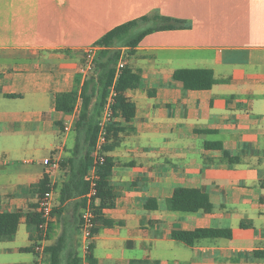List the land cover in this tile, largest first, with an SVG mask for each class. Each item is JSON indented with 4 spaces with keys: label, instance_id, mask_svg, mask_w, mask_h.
I'll return each instance as SVG.
<instances>
[{
    "label": "crops",
    "instance_id": "1",
    "mask_svg": "<svg viewBox=\"0 0 264 264\" xmlns=\"http://www.w3.org/2000/svg\"><path fill=\"white\" fill-rule=\"evenodd\" d=\"M153 10L188 27L145 35L126 62L139 85L125 95L135 104L123 129L101 142L96 132L91 173L101 145L113 161V206L79 226V196L40 236L28 221L38 206L35 184L67 181L82 97L70 112L56 110L58 93H79L88 71L84 50L104 33ZM97 51V49H96ZM213 70L208 89H184L177 69ZM57 123V124H56ZM60 132L59 144L52 136ZM50 151L38 165L19 156ZM45 158L57 161L51 168ZM177 187L198 188L200 208L173 211ZM37 210V209H36ZM19 211L17 229L0 236V264H49L62 236L59 264H264V0H0V212ZM229 229L230 235L186 244L173 230ZM39 247L35 250L34 247ZM32 247L35 259L18 254Z\"/></svg>",
    "mask_w": 264,
    "mask_h": 264
},
{
    "label": "trees",
    "instance_id": "2",
    "mask_svg": "<svg viewBox=\"0 0 264 264\" xmlns=\"http://www.w3.org/2000/svg\"><path fill=\"white\" fill-rule=\"evenodd\" d=\"M188 26L189 23L183 19L163 15L159 11L153 10L112 27L94 42L97 51L92 60L91 71L84 79L79 93L68 91L56 95V110L70 112L74 108L78 96L82 97V102L79 118L72 124L75 131L73 154L65 162H60V165L67 162L70 164L71 174L67 181L55 188L58 193V204L52 206V217L61 215L64 210L62 204L70 197L79 196L78 206L82 208L85 206L86 194L89 190V180L86 178V174L91 163L92 142L99 129V118L108 98H112L110 108L113 117L129 122L134 116L135 104L125 95V92L136 88L139 85L140 77L127 64V58L134 53L135 47L145 35L157 30ZM119 61H122L123 65L117 72ZM174 79L180 81L184 89H208L216 82L213 70L210 68L177 69L174 72ZM122 129L123 126L119 122L111 121L105 126L106 139L109 140ZM110 149L111 146L105 144L102 146L101 152H107ZM112 166L113 161L109 156H104L103 163L97 165L96 192L90 201L94 223L99 219H102L106 225L114 223L113 220L101 216L103 208L112 207L114 204V195L109 188ZM34 186L39 197L51 188L47 177L41 178ZM200 197L201 192L198 188L177 187L172 196L166 200L167 208L173 211L195 212L201 206ZM36 209L37 205L34 204L28 214V221L38 226L41 216ZM21 216L22 213L19 211L0 212V236L14 234ZM81 222L79 216V226H81ZM51 228L52 223L50 222L48 231ZM90 231V233L96 234L98 228L94 226ZM219 235L228 237L230 230L197 228L172 231L174 239L186 244H193L198 239ZM64 243V237L60 236L54 245L46 246V251L50 252L49 264L60 263V251L63 249ZM22 250L30 251L32 247ZM88 258L90 264H93L91 254L88 255Z\"/></svg>",
    "mask_w": 264,
    "mask_h": 264
},
{
    "label": "built area",
    "instance_id": "3",
    "mask_svg": "<svg viewBox=\"0 0 264 264\" xmlns=\"http://www.w3.org/2000/svg\"><path fill=\"white\" fill-rule=\"evenodd\" d=\"M97 47L96 46H90L87 47L84 50V67L83 69L85 71L90 72L91 68H92V60L93 57L95 55ZM123 65L122 61H119L117 64V72L119 70V68ZM112 102V98L109 97L104 110L99 118V133H100V138H101V142H104L106 140V130H105V126L110 123L113 119V115H112V110L110 108ZM102 146L99 148L98 152L95 154V158L93 161V164L91 166V173H87L86 174V178L89 180V190L86 194V202H85V206L83 207V211L80 214V218H81V227L82 230L85 234V237H89L91 235V228L93 226V217L94 214L92 212V208L90 206V201H91V197L95 194L96 192V188H95V180L97 179V174H96V170H97V165L98 164H102L104 161V154L103 152H101ZM43 163L50 166L51 168H56L58 166L57 161L54 160H50L49 158H45L43 160ZM52 196H51V191H45L40 197H39V201H38V206H37V211L40 213L41 216V221L38 223V229L40 232V236H44L47 228H48V224L50 223V220L52 218L51 216V210H52ZM35 250H38L39 247H34Z\"/></svg>",
    "mask_w": 264,
    "mask_h": 264
},
{
    "label": "rangeland",
    "instance_id": "4",
    "mask_svg": "<svg viewBox=\"0 0 264 264\" xmlns=\"http://www.w3.org/2000/svg\"><path fill=\"white\" fill-rule=\"evenodd\" d=\"M61 140H62V135L59 131L52 136V142L54 144H59ZM19 157H21V159L23 158L33 159L35 161L34 163L39 165L44 157H54V155L49 150L48 151L43 150L38 152L36 155H27V156H19ZM18 256L20 257L27 256L29 261L35 259V255L30 251L20 252Z\"/></svg>",
    "mask_w": 264,
    "mask_h": 264
}]
</instances>
